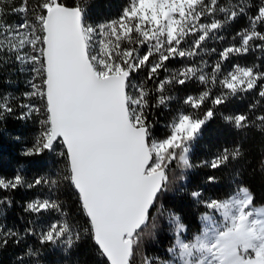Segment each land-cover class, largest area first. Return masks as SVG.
<instances>
[{
	"label": "snow or ice",
	"instance_id": "obj_1",
	"mask_svg": "<svg viewBox=\"0 0 264 264\" xmlns=\"http://www.w3.org/2000/svg\"><path fill=\"white\" fill-rule=\"evenodd\" d=\"M9 15L19 20L9 23ZM240 16L247 18V26L235 33L233 42L218 53L210 50L217 61L210 66L201 59L197 65L195 57L209 51L204 43L223 41L217 31ZM261 28L264 0L223 4L220 0H125L114 18L99 24L87 22L86 8L79 3L69 7L62 0H19L18 4L0 0V59L26 66L21 71L27 70L30 77L28 90L22 93V101L27 102L17 105L19 118L34 115L40 126L24 155L47 150L64 162L63 169L37 176L27 185L46 186L49 192L28 202L26 212L61 216L40 228L41 244L71 248L83 234L95 244L102 264H131L150 210L159 194L168 190L169 168L173 162L181 169L193 167L191 145L215 115L213 107L199 112L205 101L224 105L230 97L255 90L258 98L249 105L250 111L264 102V71L259 66L233 63L226 72L222 67L230 56L255 49L264 52ZM175 59L190 63L169 71L167 62ZM141 70H146V80L154 82L153 89L144 81H133ZM193 79L203 90L182 99L191 111L177 110L165 125V134L154 136L152 110L173 99L165 95L166 87ZM217 84L219 95L212 97ZM15 99L0 94V118L14 111ZM224 119L238 129L249 126L247 114ZM255 120L264 127V115ZM58 146L63 151L57 152ZM241 155L237 145L201 163L217 169ZM177 178L183 179V174ZM207 179L215 182L214 176ZM25 182L18 171L11 178L0 177V190H14ZM62 184L77 197L85 217L82 228L69 223L53 195ZM191 196L207 210L198 232L186 238V225L168 212L173 235L166 250L169 259L145 255L143 264H264V207L254 206L247 186L238 184L225 199L201 200L198 191ZM157 213L164 215L163 205ZM28 232L35 234V229ZM15 235L0 229L4 244ZM27 254L36 255L32 249Z\"/></svg>",
	"mask_w": 264,
	"mask_h": 264
},
{
	"label": "trees",
	"instance_id": "obj_2",
	"mask_svg": "<svg viewBox=\"0 0 264 264\" xmlns=\"http://www.w3.org/2000/svg\"><path fill=\"white\" fill-rule=\"evenodd\" d=\"M19 0H13L18 4ZM68 6L79 3L86 8L87 22L102 18L110 20L114 18L125 0H62ZM226 0H220L225 3ZM218 19L223 20V15L218 14ZM9 23L19 20L17 15L6 17ZM207 22V21H206ZM247 26V18L240 16L231 23L226 24L217 31L218 36L225 39H209L204 47L209 51L195 57L197 65L203 59L211 66L218 56L210 50L215 48L217 53L229 46L233 36L241 28ZM260 30L264 31V28ZM238 43V41H236ZM7 58L0 59V94L16 97L12 101L14 111L0 118V177L11 178L19 171L25 178V184L16 189L0 190V229L4 232L12 230L15 236L7 237V244L3 243L0 236V264H102V258L90 237L84 236L71 248L50 243L41 244L39 240L40 228L60 219V214L47 212L40 215L26 212L25 206L37 196L47 195L49 189L46 186L29 188L27 185L35 177L55 173L64 167L61 158L45 150L40 154L24 155L26 149L31 148L39 132V124L33 115L28 119H20L21 109L17 105L22 101V93L28 90L26 81L30 78L27 70L21 71L22 66L15 62H5ZM190 63L187 59H175L167 62L169 71L179 69ZM233 63L242 65H257L264 71V52L259 49L249 51L246 55L230 56L223 62V70L226 72ZM211 71V67L207 69ZM146 70L134 74L136 81H144L147 88L153 89L154 82L146 80ZM166 76L160 73V78ZM133 77V78H134ZM222 78V77H221ZM203 86L195 79L189 80L184 85H168L165 95L173 99L166 105L152 110L149 119L153 122V135L162 136L167 131L165 125L170 121L177 110H189L182 105V99L189 94H198ZM219 95V85L212 89V97ZM256 91L239 93L230 97L224 105L213 106L211 99L205 101L200 113L213 107L215 115L203 126L198 138L191 145L189 162L192 168L181 169L173 162L169 168L168 190L159 194L155 206L150 210L148 225L143 230L141 243L136 247L131 264H143V257H159L169 259L167 248L173 242L172 226L168 222V212L180 217L186 225L187 233L197 231L200 228L198 216L207 211L202 203L191 196L193 191L201 193L200 199L209 198L224 199L235 191L238 184L247 186L254 195V204L264 205V127H258L256 116L264 115V102L257 106L253 112L249 105L257 99ZM155 103V93H153ZM247 114L249 126L238 129L233 123L224 119L225 116ZM255 121V123H253ZM239 145L242 155L236 160H229L226 165L217 169L204 167L202 161H210L224 148L233 149ZM63 151L57 147V152ZM183 174V179H178ZM214 176L215 182H209L208 177ZM63 205V212L69 223L77 228L85 225V217L79 210L77 197L67 184H62L58 191L53 193ZM163 205L164 215L160 216L157 210ZM155 223V228H153ZM34 228L35 234L28 229ZM148 233H151L149 235ZM186 234V235H188ZM188 237V236H186ZM32 249L35 256H29L28 250Z\"/></svg>",
	"mask_w": 264,
	"mask_h": 264
},
{
	"label": "rangeland",
	"instance_id": "obj_3",
	"mask_svg": "<svg viewBox=\"0 0 264 264\" xmlns=\"http://www.w3.org/2000/svg\"><path fill=\"white\" fill-rule=\"evenodd\" d=\"M105 21H106V20H104V19H102V18H97V19L94 20V21H92V20L88 21V23L99 24V23H103V22H105ZM187 46H188L187 44L184 45V47H187ZM133 81L136 82V83H138V81H136V78H135V77L133 78ZM226 198H227V197H226ZM224 199H225V198H224ZM254 206H256V207H264V205H260V204H254ZM205 212H206V211L200 213L199 216H198L199 223H200V227H201L200 217H201V215L204 214ZM199 229H200V228H199ZM199 229H198V230H199ZM198 230L195 231V232H192L191 234H190V233H189V234L187 233L188 235H186V236H188V237H186V238H191L192 235H193L194 233L198 232Z\"/></svg>",
	"mask_w": 264,
	"mask_h": 264
},
{
	"label": "water",
	"instance_id": "obj_4",
	"mask_svg": "<svg viewBox=\"0 0 264 264\" xmlns=\"http://www.w3.org/2000/svg\"><path fill=\"white\" fill-rule=\"evenodd\" d=\"M68 6V5H67ZM69 7H71V6H69Z\"/></svg>",
	"mask_w": 264,
	"mask_h": 264
}]
</instances>
